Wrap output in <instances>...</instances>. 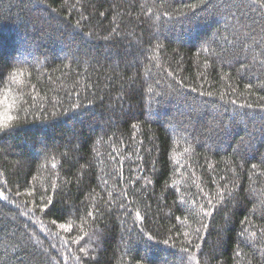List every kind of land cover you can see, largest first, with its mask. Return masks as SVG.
I'll use <instances>...</instances> for the list:
<instances>
[{
    "label": "trees",
    "instance_id": "16d2710c",
    "mask_svg": "<svg viewBox=\"0 0 264 264\" xmlns=\"http://www.w3.org/2000/svg\"><path fill=\"white\" fill-rule=\"evenodd\" d=\"M5 109L0 264H264V0H0Z\"/></svg>",
    "mask_w": 264,
    "mask_h": 264
},
{
    "label": "snow or ice",
    "instance_id": "6c2138e0",
    "mask_svg": "<svg viewBox=\"0 0 264 264\" xmlns=\"http://www.w3.org/2000/svg\"><path fill=\"white\" fill-rule=\"evenodd\" d=\"M192 7H196V5H192ZM8 72H9V75H10L11 79L13 81H17V82H19L21 76H23V74H24L19 69L13 70V69L9 68ZM9 107H12V105H9ZM13 119H14V117L8 113L7 109H5L2 113H0V132H3L4 130H6V129H8L10 127V124L13 121ZM133 127H135V125H133ZM185 151H187V149ZM253 167H255V165H253ZM48 203L51 204L52 200L49 199ZM206 214H208V213H206ZM88 215H92V213H88ZM137 218H139V214H137ZM60 227L67 231V230H69L71 228V225L70 224H68V225L61 224ZM202 227L206 228L207 225H202ZM79 239H83V238H79ZM148 239L151 240L152 237L149 236ZM73 242L75 243L77 241H73ZM197 247H200V246L197 245ZM81 251L84 252L85 250L83 248H81ZM184 251L187 252L188 250L184 249ZM189 259L195 260L196 259V254L195 253L191 254Z\"/></svg>",
    "mask_w": 264,
    "mask_h": 264
}]
</instances>
